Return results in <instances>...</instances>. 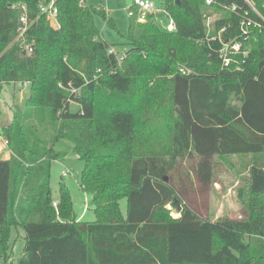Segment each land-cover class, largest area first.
I'll list each match as a JSON object with an SVG mask.
<instances>
[{
    "label": "trees",
    "instance_id": "obj_1",
    "mask_svg": "<svg viewBox=\"0 0 264 264\" xmlns=\"http://www.w3.org/2000/svg\"><path fill=\"white\" fill-rule=\"evenodd\" d=\"M41 1L0 0V91L30 83L0 131L3 264H264V0H165L172 33L152 15L139 22L133 7L121 61L95 25L116 31L102 0H46L58 30L39 14ZM19 3L30 55L15 42ZM208 8L220 14L211 31ZM243 23L253 31L243 34ZM233 43L238 64L225 67L220 51ZM59 140L83 162L92 223L75 215L62 175L53 197L50 168L66 156L54 150ZM230 155L242 173L249 166L240 210L203 219L190 197L213 190L215 159L229 164Z\"/></svg>",
    "mask_w": 264,
    "mask_h": 264
},
{
    "label": "rangeland",
    "instance_id": "obj_2",
    "mask_svg": "<svg viewBox=\"0 0 264 264\" xmlns=\"http://www.w3.org/2000/svg\"><path fill=\"white\" fill-rule=\"evenodd\" d=\"M151 1L155 6V10L153 12L154 14L150 13L147 17L152 15L156 25L163 31L168 33L174 32L173 20L168 17L163 10L165 0ZM97 2L103 5L105 12L113 19L116 31L109 29L100 18H95V25L102 38L114 45L112 49L115 51V55L120 58L122 57L121 53L125 50L122 44H124L128 32L130 17L127 15V11L130 7L132 8V0H102ZM219 16L220 14L213 11L211 8H208L203 14V19L209 31L212 30L213 23ZM241 27L247 32L253 31L251 26ZM237 54L235 50L230 48L228 51H225L224 56L227 57L229 64L231 62L237 65L238 61L234 58ZM240 56L243 58L244 54ZM180 67L182 68V66ZM19 84L20 83L4 84L0 91V131L11 119L13 107L18 106L23 109L28 91H20L18 87ZM234 104L238 106L236 102H234ZM5 142L6 140H4L0 133V153L2 150L7 153ZM71 149V144L65 140H59L54 145L55 151L65 153L67 157L64 160H57L52 164L50 168V187L53 197L56 198L60 175H62V171H66L65 173L68 174L64 176L63 182L71 197L73 211L79 220L92 223L95 221V217L90 204V197L83 194L78 184L80 174L83 170V162L72 153ZM220 162L221 161L218 159H215L214 179L216 183L213 185V190L204 195H199L195 192L193 193V197H190L191 208L193 209L198 206L195 211L197 210L198 215L203 219L214 221L222 217H229L232 219L237 217L238 211L236 209L239 207V204L236 205L237 208L235 209L234 204L236 199L234 194L229 191L230 186L233 184V178L228 172L230 166L229 164ZM119 207L121 213L124 215L126 209V202L124 199L119 201ZM167 209L170 210V215L172 217H178V210L170 206H167ZM21 236L22 233L20 236H16V238H14L15 234L12 236L11 243H13V238L15 240L8 254L10 257L12 256L11 260L14 262L19 258L23 247ZM0 264H3L2 258H0Z\"/></svg>",
    "mask_w": 264,
    "mask_h": 264
},
{
    "label": "built area",
    "instance_id": "obj_3",
    "mask_svg": "<svg viewBox=\"0 0 264 264\" xmlns=\"http://www.w3.org/2000/svg\"><path fill=\"white\" fill-rule=\"evenodd\" d=\"M87 0H80L79 4L83 5L84 2H86ZM212 3V0H206L205 4L207 6H209ZM53 2H46V0H42L39 3L38 6V10H39V14L41 16L45 17L46 22L48 23L49 27L53 30H58L60 28V25L57 21V9L53 6ZM135 7L137 8V19L139 22H144L147 19V15H149L150 13L154 14V10H155V6L153 4V2L151 0H132V8ZM14 9H19L20 10V15L18 17V26L16 29V38H15V42L18 44V46L20 47V49L26 54V55H30L33 52L32 49V43L28 44L25 40V34L27 33V30L29 29L31 22L28 19L27 16V7L24 3H19L17 5L13 6ZM132 8L130 7L127 11V15L129 17L133 16V11ZM163 10L165 12V14L169 17V15L167 14V12L165 11V8L163 7ZM173 26H174V32H175V25L173 22ZM242 26H250V23H243ZM243 34H247V31L243 30ZM239 43H233L232 45H224V47L222 48V50L220 51V55L223 61V66L227 67L229 65V61L227 60V57L224 56L225 51H228V49H233L236 52L239 51ZM108 53L110 54H116L115 51L111 48L108 50ZM123 59V57L119 58V61H121ZM29 82H23L19 84V89L22 92L28 91L29 88ZM59 87H61L59 85ZM5 145H7V142L4 143ZM66 171H62V176H66L67 174L65 173ZM56 202L53 203V205L55 206Z\"/></svg>",
    "mask_w": 264,
    "mask_h": 264
},
{
    "label": "crops",
    "instance_id": "obj_4",
    "mask_svg": "<svg viewBox=\"0 0 264 264\" xmlns=\"http://www.w3.org/2000/svg\"><path fill=\"white\" fill-rule=\"evenodd\" d=\"M66 157H67V155L63 158V160ZM248 157H250V156H248ZM7 158H8V152L6 153V152H4V150H2V152L0 153V159L5 160ZM219 161H221V160H219ZM239 161H240V156H238V155L228 156V163L230 166V168H229L230 171L228 170V172L230 173V175L233 178V184L230 186L229 191H230V193H233L235 196V199H236L235 204H234L235 209L237 208L236 205L239 204V207L236 209L237 211H239L240 207H241V202H240L239 196H238V187H239V182H240V176L248 175V170H249V166L246 165V168H245L244 172L242 173L241 172V162H239Z\"/></svg>",
    "mask_w": 264,
    "mask_h": 264
},
{
    "label": "water",
    "instance_id": "obj_5",
    "mask_svg": "<svg viewBox=\"0 0 264 264\" xmlns=\"http://www.w3.org/2000/svg\"><path fill=\"white\" fill-rule=\"evenodd\" d=\"M179 213V212H178Z\"/></svg>",
    "mask_w": 264,
    "mask_h": 264
}]
</instances>
